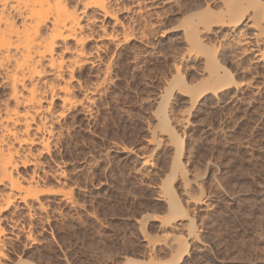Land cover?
Wrapping results in <instances>:
<instances>
[{
    "label": "rangeland",
    "instance_id": "374dc122",
    "mask_svg": "<svg viewBox=\"0 0 264 264\" xmlns=\"http://www.w3.org/2000/svg\"><path fill=\"white\" fill-rule=\"evenodd\" d=\"M143 2V10L153 13V25L143 27L146 11L143 17L130 13L133 19L124 21L136 38L118 50L113 46L100 52L103 61L96 70L110 59L113 66L93 104V115L83 118L75 112V120L72 113L64 119L69 130L54 159L64 170L73 203L52 201L31 226L35 239L22 234L8 243L5 264L18 257L26 264H175L165 235L186 233L188 218L161 224L167 200L160 196L158 184L175 157L173 145L157 140L162 108L184 139L181 159L189 178L187 194L180 177L171 183L194 217L198 233L188 240L186 260L177 264H264V63L255 85L244 91L231 88L224 97L209 93L191 103L178 86L171 90L168 85L173 58L177 62L184 48L174 24L202 1L180 0L184 13L170 17L167 4ZM242 60L248 61L246 56ZM183 63L179 67L186 84H198V63ZM149 154L152 171L147 173L142 157ZM46 163L42 169H49ZM196 195L204 201L187 197ZM178 224L186 225L175 227Z\"/></svg>",
    "mask_w": 264,
    "mask_h": 264
},
{
    "label": "bare ground",
    "instance_id": "6f19581e",
    "mask_svg": "<svg viewBox=\"0 0 264 264\" xmlns=\"http://www.w3.org/2000/svg\"><path fill=\"white\" fill-rule=\"evenodd\" d=\"M124 1L0 0V264L9 259L12 238L23 234L27 239H35L32 225L38 214L46 213L52 201L57 204L74 201L71 188L64 181V170L54 159L58 155L56 147L58 151L69 130L64 127L67 121L64 119L71 113L74 120L77 113L93 115V104L100 97L102 84L113 66L110 59L103 71L100 69L101 73L96 70L103 61L100 52L113 46L112 49H117L136 38L124 18L133 19L130 13L136 12L141 17L145 14L144 28L154 23L149 19L151 10H143L146 7L143 0L131 4ZM154 1L151 6L168 5L169 17L185 11L180 0ZM201 1L196 2L194 11L191 7L188 15L182 11L184 17H180L178 25L173 23L180 28L179 38L184 48L177 62L173 58L174 72L168 85L178 86L191 103L209 93L224 97L231 88L244 91L255 85L253 80L260 75L264 63V0ZM121 14L125 15L121 17ZM145 34L143 31L142 36ZM244 56L248 60L246 64L242 63ZM184 61L198 63L201 76L198 84H186L179 67ZM240 75L243 79L238 80ZM158 111L161 136L157 140L168 142L175 149L169 174L158 184L160 196L167 200V213L161 224L169 226L188 218L187 225L181 224L187 226L186 233L175 231L165 235L177 264L186 260L188 240L198 233L194 217L189 216L171 183L173 178L180 177L187 194L189 178L181 159L184 139L172 125L167 110ZM151 156L142 157V167L147 173L152 166ZM44 161L49 162V169L45 166L42 169ZM187 197L193 202L204 201L200 197L198 200L197 195ZM22 260L18 257L13 264H26ZM150 264L163 263L151 261Z\"/></svg>",
    "mask_w": 264,
    "mask_h": 264
}]
</instances>
